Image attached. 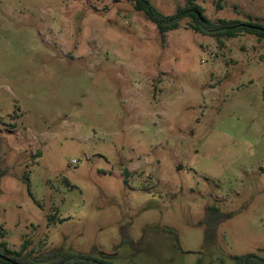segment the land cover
Segmentation results:
<instances>
[{
  "label": "rangeland",
  "instance_id": "1",
  "mask_svg": "<svg viewBox=\"0 0 264 264\" xmlns=\"http://www.w3.org/2000/svg\"><path fill=\"white\" fill-rule=\"evenodd\" d=\"M193 2L264 26V0ZM135 4L0 0V243L112 264L264 258V40L220 43L189 18L161 36Z\"/></svg>",
  "mask_w": 264,
  "mask_h": 264
},
{
  "label": "trees",
  "instance_id": "2",
  "mask_svg": "<svg viewBox=\"0 0 264 264\" xmlns=\"http://www.w3.org/2000/svg\"><path fill=\"white\" fill-rule=\"evenodd\" d=\"M185 7H179L177 12L171 16H165L159 12L149 0H136L135 10L143 13L147 20L155 25L161 36H165L171 31L180 28V23L191 19V29L205 37L216 39L220 43L224 39H236L244 35L256 36L264 40V26L254 22L241 20H222L213 22L204 16V10L196 5L193 0H187ZM0 173V183L4 174ZM214 234L212 230L207 231V237ZM28 246L25 244L21 251H11L6 243H0V255L11 259L17 264H112L106 255L93 257L79 253H63L52 249L47 254L32 258L27 252ZM235 264H264V258L256 254H247L234 258ZM0 264H11L0 259Z\"/></svg>",
  "mask_w": 264,
  "mask_h": 264
},
{
  "label": "water",
  "instance_id": "3",
  "mask_svg": "<svg viewBox=\"0 0 264 264\" xmlns=\"http://www.w3.org/2000/svg\"><path fill=\"white\" fill-rule=\"evenodd\" d=\"M0 259L6 261V262H8V263H11V264H17V263H15L14 261H12L11 259L6 258V257H4V256H2V255H0Z\"/></svg>",
  "mask_w": 264,
  "mask_h": 264
}]
</instances>
